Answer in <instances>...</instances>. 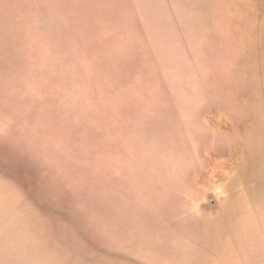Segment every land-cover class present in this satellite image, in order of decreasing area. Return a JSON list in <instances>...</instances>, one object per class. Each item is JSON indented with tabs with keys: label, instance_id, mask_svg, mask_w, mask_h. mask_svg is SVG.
I'll return each instance as SVG.
<instances>
[{
	"label": "rangeland",
	"instance_id": "rangeland-1",
	"mask_svg": "<svg viewBox=\"0 0 264 264\" xmlns=\"http://www.w3.org/2000/svg\"><path fill=\"white\" fill-rule=\"evenodd\" d=\"M238 2L209 34L0 0V264L264 245V0Z\"/></svg>",
	"mask_w": 264,
	"mask_h": 264
},
{
	"label": "crops",
	"instance_id": "crops-1",
	"mask_svg": "<svg viewBox=\"0 0 264 264\" xmlns=\"http://www.w3.org/2000/svg\"><path fill=\"white\" fill-rule=\"evenodd\" d=\"M38 1V20L56 22H38L36 25L181 28L202 26L209 28L210 34L212 28H233L230 22L239 21L238 0ZM117 167L123 166L118 163ZM120 175L119 173V177ZM209 234L207 232L206 236ZM175 249L176 253H172V263L168 261V264H264V245L255 247L206 242L183 245ZM174 257L179 261L175 263Z\"/></svg>",
	"mask_w": 264,
	"mask_h": 264
}]
</instances>
